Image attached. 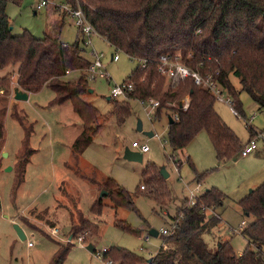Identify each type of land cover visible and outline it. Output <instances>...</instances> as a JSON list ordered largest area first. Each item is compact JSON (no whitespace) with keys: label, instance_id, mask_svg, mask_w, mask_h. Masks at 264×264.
<instances>
[{"label":"rangeland","instance_id":"374dc122","mask_svg":"<svg viewBox=\"0 0 264 264\" xmlns=\"http://www.w3.org/2000/svg\"><path fill=\"white\" fill-rule=\"evenodd\" d=\"M59 1L49 0L50 4L35 14L34 0H21L19 3L9 1L6 13L11 34L18 36L28 31L37 39L50 36L58 38L62 43L73 44L78 38V29L69 16L64 17L55 8L54 3ZM91 41L96 52L103 54L102 63L111 80L100 78L90 81L88 90L81 95L86 103L100 112L94 124L98 131L82 155L86 167L80 173L90 182L87 179L70 180V169H75L77 162L70 155L68 144L72 140V133L82 130L81 121L70 103L49 105L55 95L49 87L30 93L27 99H16L14 93H24L16 84L17 65L0 69V77L9 73L12 75L10 93L0 91V121L4 127V138L0 141V200L4 207L0 214V264H48L58 245L70 246L63 264H108L107 258L101 256L102 249L109 247L107 242L149 259L164 245L163 237L151 236L150 231L160 233L163 229H170L172 219L178 216V208L189 197L190 189L197 184L195 172L205 173L196 195L216 188L226 196L223 204L217 207L222 222L216 232L205 235V240L211 246L217 245L218 240L228 241L235 254H241L248 245V239L239 230L248 225L253 217L246 216L238 202L250 190L264 182V144L258 143L260 156H257V151L247 156L238 153L218 164L207 133L201 131L185 149L173 153L168 141L166 110H161L159 119L152 120L146 115L141 103L133 100L130 101L131 114L128 117L118 118L113 114V100L107 99L110 90L115 83L119 84L126 79L138 64L99 36L91 35ZM80 44L84 56L92 61L89 49L82 42ZM114 53L119 55L117 62L111 61ZM79 77L80 72L74 71L66 80L76 81ZM230 80L235 89L239 90V79L230 75ZM225 96L230 95L224 91ZM239 100L244 117L234 115L228 104L219 99L215 100L214 108L222 121L238 136L243 147L250 138L247 120L248 126L254 131L264 130V109H258L245 92L239 94ZM182 101L187 102L188 96ZM173 104L176 105H166L171 107ZM15 114L23 120L22 124ZM138 121L141 122V132L137 130ZM26 127L30 129V137L28 144L24 145ZM144 132H153V136L149 137ZM128 136L148 145L149 151L143 153L141 162L124 157L125 148H130L126 141ZM30 150L32 152L28 154ZM27 155L29 162L25 166L23 181L13 191L16 179L14 167ZM188 158L195 172L190 167ZM148 164H154L159 169L164 166L169 174L165 183L170 189L171 199L164 207L149 197L150 189H141L142 173ZM105 178H112L127 190L136 211L123 207L114 208L106 195L101 197ZM65 180L67 186L64 183L59 187L60 182ZM77 191L84 217L99 226L97 236H91L89 230L77 235H83V245L77 244V236L72 237L71 225L74 221L77 223V216L69 214ZM96 197L102 198L107 204L100 216L89 212ZM12 218L23 226L25 240L18 238ZM117 220H123L133 230H139L140 236L119 228ZM241 221L245 224L240 225ZM52 226L58 227L60 234L53 235ZM29 242L31 246H28ZM88 244L93 245L95 252L86 249ZM262 251L264 253V248Z\"/></svg>","mask_w":264,"mask_h":264},{"label":"trees","instance_id":"16d2710c","mask_svg":"<svg viewBox=\"0 0 264 264\" xmlns=\"http://www.w3.org/2000/svg\"><path fill=\"white\" fill-rule=\"evenodd\" d=\"M9 1L21 0H0V69L17 65L16 84L22 91L37 93L49 87L55 93L49 105L70 103L82 125V131L71 145L72 158L77 162L98 131L94 124L100 116L99 110L81 97L90 82L83 71L91 63L83 54L82 37L79 34L70 45L50 36L37 39L28 31L12 35L6 13ZM67 1L75 3V0ZM81 4L97 33L113 48L129 57L147 60L144 68L137 66L123 80L133 85L128 99L112 98L114 115L126 118L131 114L130 101L152 99L159 104L156 119L161 117L163 109L168 117L177 114V120L168 123V141L173 153L185 149L201 131L207 133L218 164L240 153L238 136L215 111L214 96L195 85L192 78L170 84L158 73L157 62L162 54L180 52L183 62L193 70L211 75L221 84L232 97L238 115L244 117L239 100L241 92L247 93L258 109H264V0H81ZM66 71H78L80 77L68 81L66 77L70 73ZM230 75L239 79V90L233 86ZM11 85L10 73L0 77V91L9 94ZM185 96H188V106L184 110L179 105ZM167 103L176 106L168 107ZM14 116L23 123L17 114ZM247 128L251 137L253 129ZM25 129L23 143L27 145L30 129ZM3 138L4 127L0 121V141ZM187 161L194 170L189 158ZM28 162L27 155L16 163L13 191L23 181ZM195 175L197 183L205 177V173L195 172ZM142 182L140 186L150 189V198L162 207L167 205L171 192L157 166L146 165ZM102 189L114 208L136 211L130 194L112 178L103 180ZM225 197L222 191L211 188L198 196L193 207L184 199L177 210L178 216L172 219L178 218L176 230L168 236L158 233L164 245L150 257V262L117 247H107L102 257L109 264H264V182L238 202L242 212L253 217L241 230L248 245L239 255L228 241L218 240L217 245L211 246L205 240V235L220 221L216 216L208 217L206 210L222 205ZM106 206L102 198L96 199L89 212L100 216ZM78 218L79 224L71 228L72 237L84 230H89L91 236L98 235L97 224L84 218L81 212ZM116 222L119 228L140 236L141 232L133 230L125 221ZM69 249L68 245H58L48 264H63Z\"/></svg>","mask_w":264,"mask_h":264},{"label":"built area","instance_id":"2783aa9c","mask_svg":"<svg viewBox=\"0 0 264 264\" xmlns=\"http://www.w3.org/2000/svg\"><path fill=\"white\" fill-rule=\"evenodd\" d=\"M35 1V7L34 12L37 13L41 10H43L46 6L50 4L49 0H34ZM54 6L56 9L60 10V12L66 13L69 15V17L72 19L74 25L78 29V33L82 37V44L83 46L87 47L89 49V54L91 56V63L88 66V68L84 71V74L86 78L89 81H93L96 79L103 78L105 80L110 81L111 76L105 69L102 58L103 54L96 52L95 48L92 45L91 41V35L99 36L103 39L102 36H100L93 25L88 20L85 11L82 7L81 0H75L74 5L67 0H60L59 2L54 3ZM105 40V39H104ZM133 60H135L141 68H144L147 60L143 58H137V57H131ZM119 60V55L117 53H114L111 55V61L117 62ZM157 70L158 73L163 76L167 82L170 84H175L179 80H184L186 78H192L195 85L200 86L207 91L210 92L214 96L215 99H219L224 101L226 104H228L230 110L234 115L238 116L237 111L233 107V100L230 96L224 97V90L221 86V84L214 79L211 75H201L199 72L193 70L190 66H188L185 62L182 60V55L180 52H173V53H166L162 54L157 62ZM70 71H66V74H69ZM133 90V85L130 82H124L122 81L119 84H114L110 90V98L114 99H127L129 93ZM140 102V101H139ZM143 106L146 115L149 119H156V111L159 106L158 102L155 100H148L140 102ZM176 105L173 104V107ZM188 101L184 102L179 105L182 109H187ZM168 117V115H166ZM174 120H177V114L174 113L173 115H169ZM248 126V120L246 122ZM249 127V126H248ZM127 144L130 145L131 150L138 151L142 155L145 152L149 151V147L146 143H140L137 141L133 136H128ZM262 142L264 144V132L262 131H254L253 135L249 138L248 142L241 148L240 154L242 156H246L250 152L256 150L258 148V143ZM200 183H197L196 186L193 189H190L189 197L187 198L188 206L193 207L195 206L198 195H196V192L199 191ZM142 190H145L144 186H141ZM210 210V209H208ZM206 210V212L208 211ZM244 225L245 223L242 222ZM177 228V220L173 221L170 229H163L161 230V234L168 236L171 235ZM51 233L53 235L60 234V230L58 227L51 228ZM147 240V238H145ZM77 244L83 245V235H79L76 238ZM31 242L28 243V246H31ZM108 248L104 247L101 251L102 253L105 252ZM140 249H142V246H140ZM110 262H108L109 264Z\"/></svg>","mask_w":264,"mask_h":264},{"label":"crops","instance_id":"0c3cea01","mask_svg":"<svg viewBox=\"0 0 264 264\" xmlns=\"http://www.w3.org/2000/svg\"><path fill=\"white\" fill-rule=\"evenodd\" d=\"M34 13V12H33ZM61 13H63V12H61ZM63 15H64V17L67 15V16H69L68 14H66V13H63ZM71 19V18H70ZM71 21H72V19H71ZM77 37H79V33H78V35H77ZM104 39V38H103ZM65 44V43H64ZM17 94V93H16ZM15 93H14V96L16 95ZM25 94H26V99L28 98V96L30 95V93H27V92H25ZM66 102H64V103H62V104H65ZM167 117V116H166ZM252 117V116H251ZM167 119H168V117H167ZM82 131V130H81ZM81 131H79V132H75V133H72V140H71V142L68 144V148H69V151H70V155L72 156V150H71V145H72V143H73V141H74V139L78 136V134L81 132ZM248 142V141H247ZM258 149V148H257ZM254 150V151H252V152H250L249 154H252L253 152H255V151H257L258 152V154H257V156H260V151L259 150ZM263 154H264V152H262ZM249 154H247V155H249ZM83 153L80 155V157H79V159H78V161H77V165H76V167H75V169H70V171L72 172V173H70V175H71V177H70V180H73L74 178H75V180H79V181H83V180H86L87 179V177L86 176H84L82 173H80V171H82V169H84V167H86V164H85V161H83ZM246 155V156H247ZM64 165L66 166V164H65V162H64ZM87 181H89L88 179H87ZM68 182H69V180H68ZM72 182V181H71ZM90 182V181H89ZM66 184L67 183V180H65V181H61L60 182V186L59 187H61L62 186V184ZM66 186H67V184H66ZM67 192V191H66ZM67 194L69 195V192H67ZM94 194H96V191H95V193ZM76 197L74 196V200H72V208H69V214H75L76 216H77V223L79 222V218H78V212H81L82 214H83V217L85 216L84 215V213L82 212V210H81V208H80V204H79V202H80V196H79V194H78V191L76 192ZM70 196V195H69ZM70 198H72L71 196H70ZM68 199H69V197H68ZM96 199H97V197H96ZM96 199H94V200H96ZM98 199H101V198H98ZM3 208L4 207H2V205H1V213H3ZM90 208V207H89ZM8 216V215H7ZM6 216V217H7ZM207 216L208 217H213V216H216L220 221H219V223L215 226V227H213L212 228V230H211V232H216V230H218L217 229V227L219 226V224L222 222L221 221V219H222V217H221V214L219 213V211H218V209L217 208H213V209H210V210H208L207 211ZM85 218V217H84ZM87 219V218H86ZM242 222H244V221H241V223H240V225H243L242 224ZM12 223L14 224V223H17L16 222V220L14 219V218H12ZM75 221H74V223L71 225V226H74V225H76L77 224ZM22 229H23V226H21L19 223H17ZM231 228V227H230ZM230 228H229V230H230ZM232 230H234L235 231V229L233 228ZM24 231V230H23ZM239 231H241V229L239 230ZM24 233H25V231H24ZM26 235V234H25ZM156 253V252H155ZM154 253V254H155Z\"/></svg>","mask_w":264,"mask_h":264},{"label":"water","instance_id":"95a60500","mask_svg":"<svg viewBox=\"0 0 264 264\" xmlns=\"http://www.w3.org/2000/svg\"><path fill=\"white\" fill-rule=\"evenodd\" d=\"M35 14V12H34ZM9 30H11V27H9ZM90 92H92V90H89ZM16 99H25L26 98V94L25 92L22 93V94H16L15 95ZM107 99H110V97H108ZM168 123L169 124H172L173 123V119L171 117H168ZM137 130L138 131H142V126H141V122L138 121V124H137ZM144 134L148 135L149 137L153 136V132H144ZM124 157L128 160H131V161H138V162H141L142 161V154L138 151H135V150H131L129 147H126L125 148V153H124ZM160 171V174L161 176L164 178V179H167L169 174L167 173V171L165 170V167H160L159 169ZM252 190H250L251 192ZM103 195H107V192L104 190L101 194V197ZM13 228L18 236V238L20 240H25L26 238V235L23 231V229L17 224V223H14L13 224ZM151 236H154L156 237L158 235V232L155 231V230H151L150 233H149ZM108 243V246L109 247H115V244L112 243V242H107ZM119 248V247H117ZM86 249L89 250L90 252H94V247L92 246V244H88L86 245ZM149 262L151 261V258H149L148 260Z\"/></svg>","mask_w":264,"mask_h":264}]
</instances>
